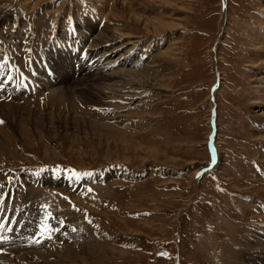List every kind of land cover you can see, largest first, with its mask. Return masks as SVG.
<instances>
[{"label": "rangeland", "instance_id": "1", "mask_svg": "<svg viewBox=\"0 0 264 264\" xmlns=\"http://www.w3.org/2000/svg\"><path fill=\"white\" fill-rule=\"evenodd\" d=\"M99 25L133 47L135 66L111 56L117 71L151 63L153 92L124 108L80 97L67 123L61 108L48 124L42 93L0 108L12 135L0 141V187L15 189L12 205L38 209L72 236L52 228L59 244H51L39 224L43 235L29 247L76 243L56 264H264V0H0V77L24 93L43 73L27 43L42 54L59 46L68 72L88 68L99 58L87 46ZM49 171L76 181L69 188L79 198L51 192ZM35 174L40 182L29 180ZM24 181L43 192L27 195Z\"/></svg>", "mask_w": 264, "mask_h": 264}, {"label": "bare ground", "instance_id": "2", "mask_svg": "<svg viewBox=\"0 0 264 264\" xmlns=\"http://www.w3.org/2000/svg\"><path fill=\"white\" fill-rule=\"evenodd\" d=\"M36 3L39 4L38 1H36ZM108 16L109 15H107L106 17ZM157 24L159 25V22H157ZM157 24L152 25L153 29L154 30L156 29V31H159L160 29H167L166 27H169V25L165 26L163 24H160L159 26L160 29H159ZM99 26H103V25H99ZM82 28L83 29L85 28L84 31L86 32V31H89L90 26H88V24L83 22ZM94 30H96L97 33L95 34L94 38H91L89 40V44H87V46L89 48L88 51L95 50V52H93V57L99 56V58L96 57V60L94 61L95 63L94 62L91 63L88 68L81 66V65L78 66L79 68L76 71L72 69L68 72V69H67L68 62L65 63V60H64L65 58L62 57L61 55L63 51L60 48H58L59 46L55 45L53 46L54 48L50 50V52H48L47 54L45 53L42 54L41 46H38V47L35 46L33 48H29L27 47V44L29 43L24 44L25 46H23V49L27 48L26 50H28L29 55L40 59V61H35V63L37 64L38 71L42 70L43 73L39 74V72H37L38 74L36 73L32 74V80L34 82L33 83L34 85L32 87V89H34L33 96L30 94V92H29L30 95L27 96L26 89H24L25 92L23 93V91L20 89L21 88L20 83L8 84L11 82V80H4V78L0 77V89H1L0 92H2L0 93V108H9L11 105L16 103L14 102L16 100L18 101L21 100V103H25V104L26 103H37L38 102L37 100L35 102V101H28L26 99L36 97L35 93H37V96L40 93H42L43 103L45 106L47 105L46 106L47 115L45 114V112H44V115L47 116V121L49 122L48 124H51L53 122L54 117L56 116V112L58 110H61V108L62 110L66 109L65 112L69 111V113L67 114L63 113V122L67 123V121L74 120L73 118L75 117L71 115L76 113V112H73V110L76 107L79 108V105L81 103L77 106L76 99L80 97L85 98V99L89 98L90 100H93L94 96H99L100 98L104 100L105 99L113 100V101L117 100L115 101L117 102L116 107L124 108V105L127 106V104L135 100L138 101L143 94L147 95L151 93L153 89H151V85L148 84L149 82L145 80L146 79L145 77L148 75V74L145 75V73L152 72L151 71L152 67L149 66V64L151 63L144 64L145 69L142 68V71H141V73L144 74L143 76L141 73H138L139 72L138 70H135L136 71L135 74L132 72L123 74V72H126L125 70L117 71L116 70L117 66L114 63L115 61L113 62L112 60H110L112 58L111 56L113 54L117 55L118 57V61H116L118 62L117 65H122L126 61H128L129 64L133 65V63H131L133 62V60H130V56H129L133 52L132 51L133 47L125 46L123 41L119 40L117 34H115L116 29L115 30L111 28L107 29L106 26H103L100 28H94ZM87 55H88V52H85L86 59H87ZM83 60L84 58H82V60L80 59L81 62H83ZM31 61L32 60H30V56H29L27 59V62H30V65H33L34 62H31ZM104 61L106 62L104 63ZM119 61H121V63H119ZM47 63H49L50 65H54V69L53 67L50 68V66H48ZM101 63H102L101 67L96 66V64L98 65ZM133 66H135V62ZM45 67H47L46 68L47 70L50 69L47 75L45 74ZM72 68H73V65H72ZM99 68H101V70H99ZM81 71L82 73L77 74L76 78L69 76L70 74H74L76 72H81ZM65 74L66 76L64 78H61V76L62 75L64 76ZM52 75H54V77H52ZM123 75L128 76L131 80H129L128 78L129 81H125L124 80L125 78L123 77ZM138 76L140 77V80H137ZM126 86H128L127 89L129 90L124 89ZM145 87H147V89ZM29 89H30V86H29ZM120 89H124L123 94L120 93L121 95L120 94L117 95L118 96L117 98L116 96H113V94L115 95L117 92H121L122 90ZM139 89H144V90L140 91V94H138ZM6 90H9L8 97L9 99H12V100L14 99L13 101L11 102H8L10 100H7L5 102L2 101L1 97H3V93ZM6 96L7 95L5 94L4 97ZM68 107L71 109H68ZM53 110L54 112H51ZM68 117H73V118H68ZM60 118L58 117L57 119H60ZM97 118H99V120L102 119L101 116H98ZM73 124H75V121L73 122ZM10 129H11V126L9 125H6V127L0 126V135H1L0 141L10 140L12 136L10 134L11 132L9 131ZM262 131L264 130L262 129ZM20 132H25V135H26L28 131L25 129H22L20 130ZM54 172L56 171H49L48 174L50 175L51 173H54ZM40 174L45 175L44 173H40ZM40 174H35L34 175L35 178L29 179V180H33L34 182H37V181L40 182L41 178L40 176H38ZM53 176L54 177H45L46 179H44L45 185H51L54 187L51 192L55 193L57 191L63 190L62 192L66 194V191H69L71 196H75L76 198L78 197V193H77L78 191L72 192V190H70L69 188V184L74 186L76 185V181L71 182L68 179L60 178L57 172ZM23 184L25 185V189L30 188V190L24 189L27 195L36 196V194L38 195L43 192L42 190L43 188H38L39 186L37 187V184L34 186L38 189L32 188L29 182L28 184H26L24 181ZM1 190L2 192H0V194L4 195L3 196L4 200L0 203V210L3 209L4 212L2 215H0V246L2 245V243H12L13 241H15L16 243H18V245L20 244V247L18 248V245H17L15 248H13V246L3 244L4 249H1L0 251V264H56L57 260L61 261L63 257L65 259L69 258L68 254L71 252H69L68 250L72 251V250L77 249L76 243L73 244V242L69 243L70 246L65 245L63 246L64 248L62 247L56 250H55V247L53 248L52 247L50 248L42 247V246H45V242L41 243V241L35 243L37 245L39 244L38 246L29 247V244L33 243L34 239L37 236L39 235L41 236V234L43 235V233H41L42 229H40L41 227L39 226V224H42L43 231H45V233L48 234L47 237L49 238L47 239H51V244H54V245L59 244L58 238L55 235L56 231L53 230L52 228L58 230L57 232H59L63 240H68L66 238L71 235H69V233H65V236H64V232H63L64 226L57 224V222H54L51 224L53 219L49 224L43 221L42 215L39 212H35V211H38V209L35 211H32L33 209H30V210L28 209L29 211L28 213H26L25 210H27L26 209L27 205L26 207L22 206L23 204H21V202H17L12 205L10 194L13 195V193L16 192L15 189L10 188L8 190L3 191V188L0 187V191ZM24 194H21V197H23L22 195ZM51 208L53 210L52 206ZM42 212L49 213L47 209L42 210ZM4 214H8L11 219L17 220L16 222L17 227L13 225V221L9 220V218L5 216ZM42 221L45 224L42 223ZM18 236H20L21 238H19ZM251 236L252 235L249 236L246 233L245 239L249 240ZM88 249L91 250L92 248L90 247ZM70 258L75 259V256L72 255Z\"/></svg>", "mask_w": 264, "mask_h": 264}, {"label": "water", "instance_id": "3", "mask_svg": "<svg viewBox=\"0 0 264 264\" xmlns=\"http://www.w3.org/2000/svg\"><path fill=\"white\" fill-rule=\"evenodd\" d=\"M214 131V130H213ZM213 131H212V133H213Z\"/></svg>", "mask_w": 264, "mask_h": 264}]
</instances>
